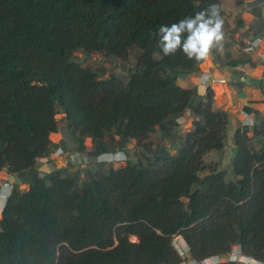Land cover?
<instances>
[{"label":"trees","instance_id":"16d2710c","mask_svg":"<svg viewBox=\"0 0 264 264\" xmlns=\"http://www.w3.org/2000/svg\"><path fill=\"white\" fill-rule=\"evenodd\" d=\"M210 3L223 20L222 0H0V169L30 177L1 213L0 264H181L176 236L196 261L234 243L264 260V117L244 107L257 121L234 133L237 179L227 182L205 156L225 150L230 113L214 108L211 91L204 100L177 84L203 61L155 54L161 25ZM133 47L128 81L101 79L73 59L125 62ZM188 109L193 129L176 135ZM59 112L81 152L88 138L99 156L156 131L178 137L179 149L157 147L146 162L104 167L87 181L78 170L40 175L37 161L58 148L50 136Z\"/></svg>","mask_w":264,"mask_h":264},{"label":"crops","instance_id":"0c3cea01","mask_svg":"<svg viewBox=\"0 0 264 264\" xmlns=\"http://www.w3.org/2000/svg\"><path fill=\"white\" fill-rule=\"evenodd\" d=\"M226 26L223 19L222 31L224 38L218 48L213 49L210 57L202 62L199 71L189 75H178L177 84L182 88L193 89L196 98L202 97L204 100L208 92L211 91L214 108L227 110L231 115L228 134L233 133L234 137L237 129L244 126L251 127L257 121L255 114L246 112L244 107L259 111L260 115L264 117V58L263 50L251 55L243 51L238 41H236L237 43L231 42L228 38L230 33L225 28ZM261 37L264 38L262 35ZM193 121L192 111L190 109L186 110L179 118L180 128H182L181 123L186 122L193 129ZM50 139L57 147H62L71 153H78L80 164L66 167L52 152L46 158L37 161L36 170L40 175L52 172L54 169H61L60 165L64 166L63 169L78 170L80 173L86 171L87 174H91L89 169L93 165H103L104 167L107 165V163H100L98 157L92 154L91 148L87 146V139L85 141L87 149L84 152L77 150V144L72 140L68 131L67 134H63L59 130L57 133H53ZM88 140L92 145V139L88 138ZM116 151L118 149H115ZM97 172L99 171H94L93 174L95 175ZM3 181L11 183L14 189L18 187L25 191L29 189L30 177L27 174L12 173L5 167L0 169V183ZM179 250L184 252L181 264H192L193 259L189 254V247L182 237Z\"/></svg>","mask_w":264,"mask_h":264},{"label":"rangeland","instance_id":"374dc122","mask_svg":"<svg viewBox=\"0 0 264 264\" xmlns=\"http://www.w3.org/2000/svg\"><path fill=\"white\" fill-rule=\"evenodd\" d=\"M222 8L225 11L224 22L227 25V31L230 35L228 36L229 40L233 43L238 41L240 47L243 48L244 37L246 36H255L256 38L264 36V0L258 2L257 0H223ZM259 13L257 17L255 15ZM243 34H245L243 36ZM243 37V38H242ZM237 43V42H236ZM140 50L137 47H133L130 52V57L127 61H122L112 56H106L100 53H94L89 56L84 55L81 52H76L73 54V59L77 60L84 68H89L92 71L96 72L101 79H107L113 75L119 76L124 81L129 80L130 69L134 67L137 56ZM251 55H255L254 53ZM159 59V57H157ZM65 115L61 112L57 113L56 119L59 121V130L63 134H67L66 121L64 120ZM182 128L176 132V135H183L187 131L191 130L190 124L186 122L181 123ZM250 136L252 133L249 134ZM179 139L174 137L171 139L164 138L161 136L159 131L152 133L147 141H141L137 143L132 141L128 144L125 149L126 152V161L125 163H116L113 164L114 168H119L126 165V163L131 160L132 162H137L142 160L146 162L144 156H148L152 153L157 147H166L169 149L170 153L175 154L179 149ZM87 146L93 147L90 144V140L87 139ZM233 133H229L226 141V148L224 151H212L205 156V162L209 166H214L220 171L225 173V179L227 182L235 181L237 179L233 171V164L235 156L237 153L236 147H233ZM257 146V145H256ZM111 165H105V168L110 167ZM60 168L63 169L64 166L60 165ZM104 168L103 165H93L90 167L91 174H87L86 171H81V179L87 181L90 179V176L94 171H99V169ZM85 172V173H84ZM84 173V175H83ZM208 172H202L200 175L204 176ZM83 175V176H82ZM26 188V187H25ZM181 241L180 236L173 238L175 247L179 250V244Z\"/></svg>","mask_w":264,"mask_h":264},{"label":"clouds","instance_id":"9594fccd","mask_svg":"<svg viewBox=\"0 0 264 264\" xmlns=\"http://www.w3.org/2000/svg\"><path fill=\"white\" fill-rule=\"evenodd\" d=\"M222 27L223 20L219 6L216 3H210L194 15L186 16L171 25H161L154 34L157 40L156 46L159 49V52L155 54L172 56L182 52L189 60L205 61L210 57L213 49L221 44L224 38ZM116 152L97 156L101 161L99 162L125 163L126 152L120 150ZM10 195L9 186L6 185L0 189V213L3 212ZM192 264H264V261L247 255L242 244L234 243L228 252L205 256L200 261L193 259Z\"/></svg>","mask_w":264,"mask_h":264},{"label":"built area","instance_id":"2783aa9c","mask_svg":"<svg viewBox=\"0 0 264 264\" xmlns=\"http://www.w3.org/2000/svg\"><path fill=\"white\" fill-rule=\"evenodd\" d=\"M263 44H264V38L262 37H258L256 38L255 36H246L244 37V42H243V51L247 54H257L259 53L261 50H263V58H264V49H263ZM116 153H121V152H116ZM53 154H55V156L64 163V165L70 166V165H74L77 166L80 164L79 162V154L78 153H71L69 151H66L64 148L62 147H58L54 150ZM98 161L99 157H98ZM101 162V161H100ZM106 163V162H105ZM107 164L109 165H113L114 162H107ZM9 186V188L11 189V194L14 190V188L12 187L11 183H9L8 181H3L0 183V189H3L4 186ZM132 242H137V238L134 236L131 238ZM180 254L182 257H184V252L180 251ZM264 261V260H262Z\"/></svg>","mask_w":264,"mask_h":264},{"label":"bare ground","instance_id":"6f19581e","mask_svg":"<svg viewBox=\"0 0 264 264\" xmlns=\"http://www.w3.org/2000/svg\"><path fill=\"white\" fill-rule=\"evenodd\" d=\"M218 75H220L219 73H218ZM217 76V75H216Z\"/></svg>","mask_w":264,"mask_h":264}]
</instances>
